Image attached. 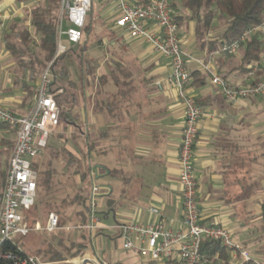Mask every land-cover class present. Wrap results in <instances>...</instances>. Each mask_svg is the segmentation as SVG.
Returning <instances> with one entry per match:
<instances>
[{"label":"crops","instance_id":"obj_1","mask_svg":"<svg viewBox=\"0 0 264 264\" xmlns=\"http://www.w3.org/2000/svg\"><path fill=\"white\" fill-rule=\"evenodd\" d=\"M174 1L177 6H172L173 13H188L179 0ZM33 5L32 1L0 0L3 32L9 29L14 20L20 19L25 9L30 10ZM93 9L92 5L89 24L92 22ZM116 13L114 0H106L94 28L95 37H90L93 42L84 44L90 47V51L83 54L88 56L98 46L92 48L90 44H96L98 39H102L100 47L105 48V53L103 57H94L96 75L107 73L116 61L124 62L134 71L133 77L127 80V88L131 89L124 99L119 97L122 113L118 118L109 119L102 112L95 113L80 107L81 124L86 133L87 126L100 131L109 128V136L100 141L98 151L94 152L98 164L94 179L99 186V210L103 212L102 216L100 214L103 227L93 237L99 244L109 238L121 240L115 226L125 221L148 223L162 220L168 228L183 227L178 156L184 124V104L175 89L166 87L160 90L155 85L157 79L166 77L172 71L170 58L156 52L149 43L133 39L118 28L115 24ZM99 24L103 27H99ZM100 28L104 33H100ZM179 33L183 49L210 62L219 74L233 82L248 83L256 79H248L247 70L238 68L242 58L240 51L235 55H226L217 50L208 53L201 49L196 40L194 20L185 18ZM220 34L221 28L216 25L208 38L214 39ZM2 54L0 50V102L17 114H24L33 99L27 101L23 87L14 84V76L2 64ZM189 69L191 73L194 70L204 73L196 61L189 64ZM77 74L79 78V67ZM205 75V82H194L193 77L190 88L197 99L217 95L215 100L202 107L204 114L199 122L194 151L202 223L228 227L240 244L252 251L261 244L255 240L260 232L244 227L248 224H243L247 211L240 208V204L245 202L228 200L240 194L239 183L245 178H264V173L260 172L264 166L261 153L258 156H252L251 153V165L247 167L245 163L247 145L252 142L254 147L258 146L264 138V95L229 103L211 83L209 76ZM38 82L39 79L36 87ZM104 89L112 94L117 91L112 80ZM14 143L15 130L0 126V175L8 166ZM239 155L244 159H240ZM99 166L109 168V171L104 173ZM110 170L115 173L110 174ZM76 181L79 185L83 184V178H76ZM263 199V193H257L252 198L255 200L253 211L258 214L260 222V201ZM109 200H114L115 205L109 207ZM152 206L160 209V215L150 212Z\"/></svg>","mask_w":264,"mask_h":264},{"label":"built area","instance_id":"obj_2","mask_svg":"<svg viewBox=\"0 0 264 264\" xmlns=\"http://www.w3.org/2000/svg\"><path fill=\"white\" fill-rule=\"evenodd\" d=\"M116 7L115 24L129 37L141 39L153 46L154 50L170 58L172 71L164 78L157 79L155 85L163 90L170 87L176 90L184 104V124L179 145V183L182 193L183 227L171 229L162 220L142 223L125 221L115 227L122 241V247L133 250L146 261L166 262L176 260L182 264H207L210 256L203 252L204 239L219 241L230 251V264H263L251 249L237 240L231 229L220 224H203L198 204V181L195 176L194 151L199 134V122L204 109L190 91L193 76L189 69L192 61L198 62L211 83L229 103L255 98L264 94V74L254 82H233L219 74L210 62L197 58L182 47L179 26L174 18L171 0H114ZM93 0H61L57 24V51L55 58L69 49L65 40L76 46L79 54H87L90 47L84 46L88 17ZM3 24L0 23V46ZM259 33L264 40V21L251 27L248 32L233 42H223L219 53L235 55L247 36ZM264 58V53L262 55ZM262 61L249 66L247 78L257 77ZM52 63V62H51ZM51 63L39 79L33 101L24 114H17L0 102V126L15 130V143L12 148L4 181L0 186V264H47L42 257L15 250H1L4 242H15L18 238L36 232L74 231L78 248L82 237L89 230L94 234L102 228L99 214V186L92 183L91 213L88 222L82 220V201L79 204V217L74 224L64 225L62 215L57 211L47 214L45 221L33 220L27 211L37 202L40 162L51 137L60 125V107L51 91ZM82 128L81 134L85 135ZM80 190H83L81 183ZM83 193V192H81ZM152 214L160 215L157 206L150 207ZM95 241V239H93ZM94 245V244H93ZM93 247L91 256L80 253L70 262L75 264H108Z\"/></svg>","mask_w":264,"mask_h":264},{"label":"trees","instance_id":"obj_3","mask_svg":"<svg viewBox=\"0 0 264 264\" xmlns=\"http://www.w3.org/2000/svg\"><path fill=\"white\" fill-rule=\"evenodd\" d=\"M32 1V0H22ZM180 5L188 11L187 14L176 15L174 18L180 27L185 18L195 21V35L197 43L201 49L211 53L218 50L223 42H233L239 39L243 34L253 26H258L264 21V0H179ZM61 0H37L29 10V23L26 19L14 20L9 29L2 34V45L10 53L14 66L11 68L14 76V84L21 85L26 91L27 101H32L36 87V82L42 76L45 68L51 63L52 83L50 89L55 93V98L60 107V125L64 131L70 127L74 129L72 138L78 141L76 130L81 124L80 107L91 109L93 112H102L109 119H115L122 113L120 107V99H124L128 87L127 80L132 78L134 71L129 69L122 61L113 62L109 70L105 74L96 75L97 69L96 59L94 57L83 56L78 53L74 47H69L67 52L55 58L57 51V24L59 18ZM176 7L177 3L171 0V6ZM221 28V34L214 39H209L208 35L216 27ZM91 26L86 27V39L84 44L93 42L91 37ZM90 33V34H88ZM102 39H98L94 46H100ZM239 51L242 54L241 63L238 68L249 71V66L262 61L264 53V40L259 33H252L247 36L246 40L241 44ZM238 51V52H239ZM224 54V53H222ZM227 55V54H226ZM77 67H79V80L77 78ZM264 74V60L258 69L257 77L254 83L259 81V77ZM1 75V69H0ZM192 75L194 82H205L207 76L199 70H194ZM226 77V76H224ZM89 79V81H88ZM113 81L117 87L115 93H110L104 87ZM217 95H207L197 99L198 104L203 107L215 100ZM109 128L103 131L94 127L87 126L86 133V154L83 171V198H82V220L88 222L91 213V189L92 183L96 175V164L94 152L98 151L100 141L108 137ZM62 139V138H61ZM59 140V139H58ZM65 145L52 146L49 150V159L45 163L43 169L39 171L37 202L31 208L34 212L42 214L43 209L53 211L52 196L56 191L54 188L57 184L58 169L56 162L62 164V174L64 180L69 182L73 187V194L62 198L61 209L75 208L79 202V183L76 178L80 175V156L76 149L70 148L68 138ZM48 148V147H47ZM233 153V152H232ZM250 151L246 150V154ZM264 156V152L262 153ZM243 157V156H242ZM239 155L240 159L242 158ZM245 163L251 165L252 157L245 156ZM248 158V159H247ZM104 173L109 171L103 166H99ZM110 170V174H114ZM5 172L1 173L0 186L4 181ZM250 180V179H249ZM241 181V180H240ZM240 194L233 195L228 201H239L248 204L257 193L264 194L263 180L247 178L239 183ZM109 207L115 205L114 200H109ZM261 206V222L263 227L258 230L260 233L256 236V243H261L254 248L253 254L259 257L264 264V199L260 201ZM29 210V211H31ZM48 212V213H49ZM47 213V214H48ZM103 213L99 210V214ZM79 212H75V219L78 218ZM102 216V214H101ZM36 220L37 218H32ZM46 232V231H44ZM43 233V232H42ZM40 233L39 243L37 246L27 247L29 254L38 255L43 258L47 264H56L58 262L72 264L70 260L76 256L77 242L75 233L71 231L66 236H62L58 231ZM46 235V236H45ZM18 238L13 242H4L1 250H15L27 253L22 248L23 242ZM93 233L87 231L82 237L83 254L89 255L93 253ZM246 247V246H245ZM201 249L210 256V262L207 264H230V251L222 246L219 241L204 239ZM114 264H121L115 262ZM150 264H182L176 260H168L164 263L150 261ZM248 264V263H247ZM250 264V262H249Z\"/></svg>","mask_w":264,"mask_h":264},{"label":"rangeland","instance_id":"obj_4","mask_svg":"<svg viewBox=\"0 0 264 264\" xmlns=\"http://www.w3.org/2000/svg\"><path fill=\"white\" fill-rule=\"evenodd\" d=\"M32 2H33V4H36L37 0H35V1L32 0ZM105 2H106V0H94V2H93V8L94 9H93V14H92L91 24H89V17H88V24L91 26V29H92V33H91L92 38L95 37L94 28H95V25L97 24L98 19L101 16L102 9L105 6ZM29 12H30L29 9H27V10L25 9L23 15H21V17H20L21 20L26 19L27 21H29V19H30ZM98 26L101 28L103 27L100 24ZM101 28L99 29V31L102 34V33H104V30H101ZM64 41H65L66 45H68L69 47H74V49H76L75 46L74 45L71 46L72 44H69L65 40V38H64ZM0 50H1V54L3 53L1 56V61L4 63H2V64H4L6 66V69L10 72V74L12 73L11 76H15L13 74V72L11 71V68L14 66V61L12 60L11 56L9 55V52H7L6 47L2 44L0 46ZM104 53H105V48L97 46V47H94L92 49V51L88 55V57H95V58L98 57L99 58V57H103ZM7 55H9V57H7ZM51 62L52 61H50L49 64ZM78 80H79V78H78ZM88 81H89V79H88ZM82 128L85 129L82 126V124H80V127L76 130V134L78 137V141H76L75 139L72 138L74 129H72L70 127L67 131H64L62 127H59L57 132L51 137V139L49 141L48 148L46 149L44 156L42 157L40 162L38 164H36V168L38 169V171L43 169L45 166V163L48 161L50 148L54 145H56V146L65 145L66 144L65 140L68 138L67 145L70 148L76 149L77 153L80 156V161H81L80 170L81 171H80L79 178H83V176H84V174H83L84 162H85V154H86V147H85L86 133H85V135L81 134ZM84 131H86V130H84ZM246 150L250 151V153H247V154L245 151V154L247 157L249 155H251V153H252V156H258L259 153H261V156H262V153L264 152V138L261 141V143H259L258 146H255V147L253 146L252 142H250V144L247 145ZM262 157H263V163H264V156H262ZM56 167L58 169V174L56 177L57 178V184L54 187L56 189V191L53 192V196L51 199L52 202L54 203L51 210L57 211V212H59V214L62 215V222L64 225L74 224L76 222V220L78 219V218L75 219L74 215H75L76 211L79 212V209H80L79 204L83 198V193H81V192H83V190L79 191V194H80L79 195V202L75 208H71V207L69 208L68 207L65 209H61L60 203H61L62 198H64L67 195L73 194L74 191H73V187L70 186L69 182L64 180V178H66V177H64V174H62L61 162H56ZM263 167L261 168V171H260L261 174L264 173ZM0 178H1V175H0ZM249 179L251 180L253 178H247V181H250ZM256 179L264 180V178H256ZM79 186H81V184ZM248 202H249L248 204H246V203L240 204V208H243V210L245 212L247 211V213L244 214L245 217L243 218L244 219L243 224H245V223H248V224L244 225V227L247 226L250 228H254V231L255 230L258 231L263 227V224H262V222H260L258 214L256 215L253 211L255 200L251 199ZM48 212H49V209L44 208L42 211V214L34 212V210L27 211V214L29 215V217H32V218L34 217V218H37V219L44 222ZM246 214H248V215H246ZM58 232L62 236H66L67 234L70 233V232H66V231H64V232L58 231ZM40 233H42V232L32 231L29 235L21 237L20 242L24 243V245H22V248L24 250H26L27 253H30V251L28 250L27 247L37 246V244L39 243L38 237H40V235H39ZM42 234H47V236H48L47 232H43ZM93 244L94 245H92V246L96 249H99L98 253H100L108 261V264H114L115 262H119L121 264H150V261L144 260L135 251L124 249L122 247V241L118 240L116 238L115 239H110V238L106 239L103 242V244H101V243L99 244L98 242L93 241ZM82 252H83L82 245L80 248H78V243H77L76 256L74 258L78 257L80 255V253H82ZM252 252L255 253V250H252ZM92 254L93 253L89 254V256H91ZM74 258H72V259H74ZM71 263L75 264L73 262H71ZM56 264H65V263L58 262Z\"/></svg>","mask_w":264,"mask_h":264}]
</instances>
